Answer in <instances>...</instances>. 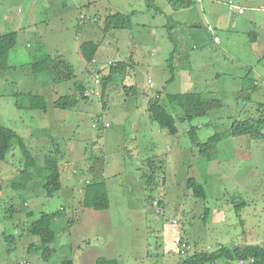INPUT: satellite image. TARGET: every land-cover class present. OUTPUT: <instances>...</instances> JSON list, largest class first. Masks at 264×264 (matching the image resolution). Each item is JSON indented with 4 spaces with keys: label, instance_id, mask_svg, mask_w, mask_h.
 Instances as JSON below:
<instances>
[{
    "label": "rangeland",
    "instance_id": "374dc122",
    "mask_svg": "<svg viewBox=\"0 0 264 264\" xmlns=\"http://www.w3.org/2000/svg\"><path fill=\"white\" fill-rule=\"evenodd\" d=\"M228 2L238 9L229 10ZM174 8L171 0H0V36L18 37L9 69L0 72V125L20 134L41 165L58 149L63 184L52 198L42 189L14 191L10 184L24 168L20 149L0 161V264H96L100 258L178 264L185 258L179 235L189 254L247 245L251 238L264 245V137L232 134L264 115V0ZM117 12L134 13L133 28L104 34L106 18ZM85 41L96 42L105 60L133 58L136 83L153 96L184 92L181 74L188 70L193 91L222 100L223 108L189 122L168 105L178 129L171 135L151 119L144 98L150 95L128 97V79L119 77L107 99H82L78 91L77 106L56 109L76 82L92 87L96 71L80 52ZM41 51L73 64L76 79L54 84L49 74H34L31 63ZM27 93L45 97L47 111L19 110L23 98L16 94ZM104 121L112 128L102 129ZM218 134L221 139L201 150L199 143ZM99 173L111 200L105 211L82 205L86 182ZM191 178L204 185L206 201L187 188ZM41 212L59 214L54 252L46 257L42 240L27 229ZM173 219L179 231L169 228ZM10 235L13 245L4 238Z\"/></svg>",
    "mask_w": 264,
    "mask_h": 264
},
{
    "label": "trees",
    "instance_id": "16d2710c",
    "mask_svg": "<svg viewBox=\"0 0 264 264\" xmlns=\"http://www.w3.org/2000/svg\"><path fill=\"white\" fill-rule=\"evenodd\" d=\"M176 1L171 0L177 10L186 8L192 3V1L188 0ZM133 14L134 13L125 14L117 12L109 15L105 20V27L103 29L104 34H108L116 29H131L133 26ZM17 45L18 37L15 32L0 36V72H6L9 69L8 59ZM98 51L99 45L94 41H85L80 45V52L84 61H86L89 66L96 67ZM108 67L109 72L107 74H102L103 76H106L103 77V95L100 97L105 95V91L109 87L110 82L114 80L117 75H122L127 69L126 63L123 62L113 63L112 66ZM31 70L34 74L38 75L44 73L49 74L54 84L71 82L76 79L74 65L66 62V60L59 54L57 55L41 51L39 54L35 55L34 61L31 63ZM96 73L100 74L101 71L97 70ZM254 83L257 82H251L252 85ZM74 86L76 88L74 93L62 96L56 100L54 103L56 109L64 111L73 109L80 102L78 97L79 92L81 93L82 99H89L85 96L88 89L83 84L76 82ZM256 86H253V90H256ZM124 89L126 90V94L132 93L134 96L137 94L136 88L125 86ZM16 97L23 98L22 101L18 99L17 108L19 110L30 109L47 111L48 109L46 99L41 95L27 93L24 95L16 94ZM148 105V113L154 123L162 129H165L171 135H177L178 129L176 127L175 118L173 114L170 113L168 105L173 107L177 106V108L183 112L184 120L189 122H193L199 118H205L211 111L223 108L222 100L205 99L202 94L195 91L185 94H169L165 97L158 94L149 100ZM263 128L264 115L257 118L255 122L248 123L247 127L242 126L236 128L235 133L232 134H249L255 139H261L264 137V134L261 132ZM189 134L194 141H198L195 130L191 129ZM221 136L222 135L219 134L212 136L207 142L199 143L198 145L201 147V150L207 149L210 145L221 139ZM15 146L19 148L22 153L24 168L20 171V174L12 180L10 184L11 189L14 191H23L29 188L28 192H36L42 189L47 197L52 198L63 187L62 172L59 165L60 163H58L60 151L56 149L54 152L45 155V161L43 165H41L32 149L27 146L20 134L0 125V161H6L7 156H9V153ZM35 181L36 186L32 190V183H35ZM187 188L192 190L195 198L204 201L207 200V193L204 185L199 184L196 179H189ZM82 205L86 209H94L96 211L109 210L111 207V200L106 184L97 181L87 184L84 188ZM15 212V209L12 207L11 217H14ZM208 212L209 210H206L205 214H208ZM58 217V213L41 212L37 219H33L28 223V233L32 236L39 237L42 240V245L45 246V257L54 252L50 246L56 243L57 237L56 232L52 228V224ZM4 238L6 243L10 245H13L16 242V236L10 235L9 237L5 236ZM179 240H181L182 244H186L188 248L186 251H183V256H185V258L181 259L178 264H218L223 260H236L239 262L248 261L250 263L251 260H254L253 264H264V248L261 245H247L245 247L238 246L235 248L222 246L213 252L196 251L193 254H189V242L183 240V237L179 238ZM69 262L72 264L71 261ZM96 264H119V261L117 259L100 258L96 261Z\"/></svg>",
    "mask_w": 264,
    "mask_h": 264
},
{
    "label": "crops",
    "instance_id": "0c3cea01",
    "mask_svg": "<svg viewBox=\"0 0 264 264\" xmlns=\"http://www.w3.org/2000/svg\"><path fill=\"white\" fill-rule=\"evenodd\" d=\"M185 1H187V0H185ZM188 1H192V0H188ZM192 2H194V1H192ZM230 2H228V3H226L225 5H227V7H228V4H229ZM174 9H176V8H174ZM177 10V9H176ZM115 14V13H114ZM110 15H112V14H110ZM133 16H134V14H133ZM132 28H133V26H132ZM131 28V29H132ZM116 30H122V29H116ZM126 30H128V29H126ZM209 30L210 31H213V29L211 28V27H209ZM113 31H115V30H113ZM113 31H111V32H113ZM218 37H214V41L216 42V43H220V41L219 42H217L216 41V39H217ZM219 39V38H218ZM97 65H96V67H92L95 71H97V70H100L101 71V73H100V75H102V74H107L108 72H109V68H107L108 67V63H110V62H114V63H117V62H123V63H126V65H127V69H126V71L122 74V75H117L116 76V78L118 79L119 77H123V78H125V80L124 81H126L127 79H128V81H127V83H129V86H126V87H130V88H136L137 89V94L140 92V94L141 93H145L146 95H150L149 97L148 96H146V97H144L145 99H146V101L145 102H148L149 103V100L151 99V98H153V97H155V96H157L158 94H161L162 96H163V94L162 93H157V95H155V96H153L151 93H148V91H146L147 89L146 88H143V86H139L137 83H136V81H137V76L135 75V71H134V68H135V61L133 60V58H131V59H129V60H126V61H111V60H105V58H104V56L98 51V57H97ZM95 60V61H96ZM107 61V62H106ZM174 67L172 66V68L170 69V70H174L173 69ZM182 68H185V67H182ZM189 71L188 70H185V72H183L182 74H181V77H182V86H183V88L184 89H186V90H184V92H182V93H179V94H185V93H188V92H193V89H195L193 86H192V84L190 83V80H189V77H190V74L188 73ZM98 74L96 73V76H97ZM116 78H114V80L116 79ZM95 79V78H94ZM173 79H175V76H172L170 79H169V81H173ZM150 81H152V80H149L148 82H150ZM93 82H94V80H93ZM92 86H93V84H92ZM87 88V87H86ZM90 89V88H89ZM88 89V90H89ZM112 89H113V87H111L110 88V85H109V87L107 88V90L105 91V95L103 96V97H100L101 99H107V97L109 96V94H111L112 92ZM87 90V91H88ZM101 91L103 92V88L101 89ZM123 92L126 94V90L123 88ZM195 92H199V91H195ZM200 94H202L203 95V97H204V95H205V93H203V92H199ZM137 94L135 95V96H137ZM102 95H103V93H102ZM128 97L129 96H134L132 93H130V94H126ZM164 97V96H163ZM91 98H98V97H91ZM90 98V99H91ZM205 98V97H204ZM206 99V98H205ZM212 99H214V98H212ZM89 102V101H88ZM87 102V103H88ZM104 104H106L105 102H104ZM106 107V106H105ZM148 107H149V105H148ZM148 110V109H147ZM104 123H110V127L109 128H105L104 127ZM101 128L102 129H106V130H109V129H111L112 128V124H111V122L110 121H104L103 123H102V125H101ZM88 171V170H87ZM89 173H91L90 171H89ZM99 179H100V173L98 174V176H91V178H90V181H87L86 183L87 184H90L91 182H95V181H97V182H102V181H99ZM168 236V235H167ZM167 236H166V238H167ZM179 237H180V235H179ZM170 237L168 236V239H169ZM165 239V238H164ZM168 239H166L165 241H168ZM253 238H251V240L249 239V241L248 242H250V244H247V245H253L255 242L252 240ZM173 240H175V239H173ZM172 240V241H173ZM247 245H238V246H240V247H244V246H247ZM255 245V244H254Z\"/></svg>",
    "mask_w": 264,
    "mask_h": 264
},
{
    "label": "built area",
    "instance_id": "2783aa9c",
    "mask_svg": "<svg viewBox=\"0 0 264 264\" xmlns=\"http://www.w3.org/2000/svg\"><path fill=\"white\" fill-rule=\"evenodd\" d=\"M196 3H201L202 0H192ZM228 8L229 10H235V9H238V7H236L232 2H230L228 4ZM243 11L240 10L239 13H242ZM84 18V17H82ZM217 42H219V39L217 38L216 39ZM113 63L110 62L108 66H112ZM103 77V75H100L98 74L95 79H94V82L92 83L93 86L90 90H88L86 93H85V96L88 97V98H91V97H100L102 95V91L100 90V88L102 89V84H101V78ZM111 125L110 123H104V127L105 128H109ZM94 128H96V125H93ZM155 204H157L155 202ZM169 228L172 230V231H179V222L176 220V219H173L169 222ZM180 238V237H179ZM179 238H177L176 242H177V245H178V248L181 249L182 253L183 251H186V249L188 248L186 244H182L181 243V240H179ZM263 248H264V245H261ZM254 260H251V263H253ZM240 264H245V261H240L239 262Z\"/></svg>",
    "mask_w": 264,
    "mask_h": 264
}]
</instances>
